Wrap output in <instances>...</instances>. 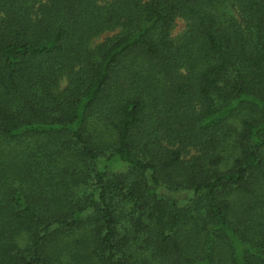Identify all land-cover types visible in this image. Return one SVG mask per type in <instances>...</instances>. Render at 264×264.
Listing matches in <instances>:
<instances>
[{"label":"trees","instance_id":"trees-1","mask_svg":"<svg viewBox=\"0 0 264 264\" xmlns=\"http://www.w3.org/2000/svg\"><path fill=\"white\" fill-rule=\"evenodd\" d=\"M0 264H264V0H0Z\"/></svg>","mask_w":264,"mask_h":264},{"label":"rangeland","instance_id":"rangeland-1","mask_svg":"<svg viewBox=\"0 0 264 264\" xmlns=\"http://www.w3.org/2000/svg\"><path fill=\"white\" fill-rule=\"evenodd\" d=\"M185 27H186V21L183 20L182 18H178L173 30V35H178L185 29ZM107 34L108 33L102 34L99 38L96 39V42L103 40Z\"/></svg>","mask_w":264,"mask_h":264}]
</instances>
